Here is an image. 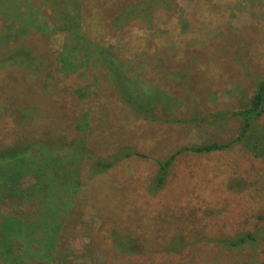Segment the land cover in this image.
I'll return each mask as SVG.
<instances>
[{
  "label": "rangeland",
  "instance_id": "1",
  "mask_svg": "<svg viewBox=\"0 0 264 264\" xmlns=\"http://www.w3.org/2000/svg\"><path fill=\"white\" fill-rule=\"evenodd\" d=\"M10 1L0 3V49L24 42L37 52H49L54 91L61 92L55 95L56 106L63 115L55 124L45 115L24 123L17 101L2 95L18 88L24 77L12 71L8 78L3 72L0 146L19 135L71 130V138L91 149L92 155L108 152L111 139L145 155L124 158L86 179L60 233V247L68 254L54 264H264L263 151L255 155L237 146L206 154L183 153L171 165L164 186L156 193L148 189L156 171L153 159L164 158L181 145L234 134L237 120L223 111L245 106L256 79L264 75V0H175L172 10L155 12L151 25L133 21L119 32L108 30L104 17L108 11H91L94 19L89 24L98 33L90 39H83L76 25L65 30L52 27L49 9L40 0ZM32 21L39 23V29L23 27ZM97 43L105 46L107 55L109 50L121 59L119 67L116 57H110L119 68L120 82L111 77L113 82L149 105L157 117L186 120L199 113L203 122H131L132 115L106 83V77L111 78L105 69L95 65L64 70V58L68 64H79L78 57L94 53ZM64 49L70 53L65 55ZM158 56L170 69L199 60L193 71L205 76L197 83L193 74L182 88L155 67ZM41 88L39 79L24 88L31 103L38 104ZM259 123H264V114ZM21 180L24 186L32 182L30 176ZM18 199L7 197L2 211L30 214L32 201ZM115 230L132 236L138 252H120L110 236ZM246 233L256 238L243 248H227L217 241ZM174 238L185 242L178 250L168 249ZM0 264L12 263L0 259Z\"/></svg>",
  "mask_w": 264,
  "mask_h": 264
},
{
  "label": "trees",
  "instance_id": "2",
  "mask_svg": "<svg viewBox=\"0 0 264 264\" xmlns=\"http://www.w3.org/2000/svg\"><path fill=\"white\" fill-rule=\"evenodd\" d=\"M40 1L49 9L48 20L52 27L57 26L65 30L71 25H76L84 39L95 37L98 33V30L93 29L89 24L94 19L91 17V11H94V14H101L103 10L108 11L104 16L107 17L105 22L108 30L119 32L133 21H139L147 26L151 25L155 12L159 9L172 10L175 0H89L85 3H77L75 0ZM4 2L10 3L11 1L0 0L1 4ZM191 20L192 18H189V21ZM38 24L34 22L23 27L26 29L27 25H32L39 29ZM45 27L42 26L43 29ZM106 51L105 46L97 43L93 51L95 54L89 52L79 56L81 61L79 64H68V59L64 58V70L67 67L77 69L79 66L82 69L89 66L93 69V66L98 65L104 72L106 70L110 78L116 77L118 80L116 74L119 73V68L110 57L113 59V56L116 57L119 67L121 59L109 50L110 56L107 55ZM67 53H70V50L64 49V54L67 55ZM158 57L155 67L163 73V77L181 85L182 88L188 86L193 74L198 77L197 83H199V77L205 76V73L200 74L193 71L199 65V60L183 68L170 69L164 65L163 57H159L160 59ZM51 62L49 52L46 53L44 50L37 52L24 42H16L14 45L0 49V74L5 73L4 76L10 78V72L16 71L24 77L23 80H19L18 88L10 89L2 94L5 98L17 101L18 105H14H17V111L24 123H27L29 119L40 120L37 116L45 115L55 124L63 115L56 106L55 95L61 92L54 91L55 84L52 80L55 78V73ZM246 74L248 75L247 72ZM103 77L105 79V76ZM94 78L98 79V76L95 75ZM38 79L42 86V93L38 94V104H36L31 103L32 99L30 100L28 91L24 88H27V84L34 86ZM106 80V83L112 86L114 98L125 107L129 115H132L131 122L140 119L164 122L187 121L193 124L203 122V117L199 113L186 120L168 116L166 118L157 117L149 105H142L138 99H134L128 92H125L119 83H114L113 78L110 81L106 77ZM23 84L26 86L23 87ZM97 101L101 102V100ZM86 112L83 113L82 124L86 123L88 113ZM223 112L237 120L234 134L222 140L181 145L164 158L153 159L156 171L148 186L150 193H156L164 186L171 165L183 153L206 154L215 151H229L237 146H242L255 155H259L261 151L264 153V123H259L264 114V75L256 79L254 90L245 106L235 110L226 109ZM71 133L69 130L67 133L56 131L54 134L19 135L9 143L0 146V259L12 264H54V260L66 256L68 253L64 254V249L60 247V233L68 220L67 217L74 209L79 197V189L86 179L103 173L124 158L132 155L145 156L127 143L121 140L114 142L111 138L108 152L101 155L93 152L94 155H92L91 149H86L83 144L71 138ZM61 150L65 152L60 153ZM27 176L32 178V182L24 186L21 179ZM7 197L20 200L19 197L22 200L32 201L34 209L30 214L23 215H21V210L12 212L10 209L8 212H3L2 208L6 204L4 200H7ZM110 236L112 244L120 252L128 254L138 252L137 241L132 236L121 234L116 230ZM255 238L256 236L252 233H246L219 238L217 241L224 247L236 249L248 246L250 243L252 245ZM184 243L181 238H174L169 242L168 249L178 250Z\"/></svg>",
  "mask_w": 264,
  "mask_h": 264
}]
</instances>
